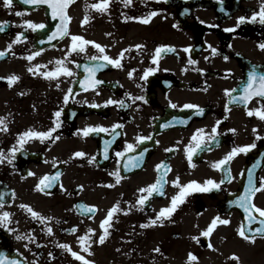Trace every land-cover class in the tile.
<instances>
[{"label": "flooded vegetation", "instance_id": "obj_1", "mask_svg": "<svg viewBox=\"0 0 264 264\" xmlns=\"http://www.w3.org/2000/svg\"><path fill=\"white\" fill-rule=\"evenodd\" d=\"M100 2L74 0L68 8L69 35L49 40L61 21L53 17L47 3L13 0L6 8L0 0V22H7L0 32V51L12 45L0 56V117L8 128L0 130V213H11L6 226L0 223V244L8 241L20 264H84L73 251L93 264H264V234L255 232L264 217L253 211L257 219L249 222L244 210L230 203L244 192L249 169L257 187L264 178V120L248 115L244 104L231 102L225 94L235 89L232 95L238 96L250 70L264 71V49L259 47L264 43V23L258 16L251 19L260 11L262 0H109L107 11L86 7ZM195 3L200 5L194 7ZM151 12L156 15L149 16ZM86 13L88 20L82 24ZM239 17H245L244 21L238 23ZM144 18L147 23L142 22ZM26 20L44 27L33 30L23 23ZM18 33L22 38L12 43ZM71 35L99 43L104 53L85 45V51L66 56ZM159 45L175 51L162 53L154 62ZM122 50L126 51L121 67L103 62L105 67L94 74L100 83L81 86L79 81L88 76L84 65L102 63L90 57L117 58ZM33 52L39 54L28 60ZM61 59L73 76L49 79L41 75L58 67L55 61ZM189 59L196 63L189 64ZM36 65L41 67L37 70ZM150 68L154 71L144 77ZM12 75L19 79L10 85ZM109 99L123 103L106 104ZM185 104L198 105L203 112ZM261 104L264 101L253 97L247 109ZM57 111L60 127L53 135L43 141L27 139L21 147L18 134L29 128L54 127ZM113 124L119 127L113 129ZM96 125L108 131L87 136L78 132ZM213 126L216 136L208 140ZM194 134L203 137L204 143L196 148L190 164L186 147H196ZM141 136L149 139L138 140ZM127 144L133 149L117 156ZM245 145L254 147L237 153L226 165L212 166L233 147ZM14 146L18 151L13 156L9 149ZM78 151L85 155L74 156ZM141 152L138 166L125 168L128 158H137ZM161 162L170 168L157 170ZM56 173L60 175L51 188L35 190L42 176ZM111 173H118L119 183ZM158 175L164 177V194L154 193L145 204L137 205L141 195L137 190L154 183ZM177 177L180 185L195 180L203 186L212 179L220 186L188 193L170 216L151 224L180 191L172 183ZM117 202L120 210L113 214L101 244L100 222ZM253 202L264 208V190L254 194ZM80 204L95 206V211L85 213L77 207ZM21 205L52 219L33 218ZM214 217L229 223L218 221L208 236L202 235ZM241 227L254 241L238 234ZM89 228L95 230L89 234L95 242H85L86 252L78 237ZM61 244H68L71 251ZM189 253L197 259L188 260ZM233 254L239 259H232Z\"/></svg>", "mask_w": 264, "mask_h": 264}, {"label": "snow or ice", "instance_id": "obj_2", "mask_svg": "<svg viewBox=\"0 0 264 264\" xmlns=\"http://www.w3.org/2000/svg\"><path fill=\"white\" fill-rule=\"evenodd\" d=\"M4 2V6L6 8H10L11 5L13 4V0H3ZM22 2L24 4H38V3H47L49 5V7H51L52 9V15L53 17H57L59 16L60 18V23L57 25L56 30L52 33V35H50L48 37L49 40H52L56 37H63L66 35H69L68 32V22L70 21L71 17H69L65 11L66 7L68 4H70L71 2H73V0H22ZM128 2L130 3L131 0H128ZM109 5V0H101L100 3H96V4H91V5H87L86 7H91L93 9H97L99 11H107ZM16 15H22L21 12H17ZM156 15L155 12H151L149 14V16H154ZM259 17L260 21L262 23H264V0H262L261 3V7H260V11L258 13H254L253 16L251 17V19H256V17ZM135 19H141V18H135ZM245 17H239L238 18V23L244 21ZM88 20V16L87 13L85 15V18L83 21H81V23H86ZM142 22L147 23L148 19L144 18L142 20ZM6 21L0 22V32H3L5 30L4 25L6 24ZM23 23L25 25H27L28 27L32 28L33 30L38 29V28H43L44 24L40 23V24H36L33 23L32 21H23ZM228 31H231V29H227ZM22 33H18L16 36V39L12 41V43H17L20 41V39L22 38ZM110 35V34H108ZM85 45H93L95 48H97L101 53H104V46L100 45L99 43H96L95 41H91V40H86L84 37L79 36V35H71V44L67 50V52L65 53V55L67 56L69 53H71L72 51H78V52H83L85 51ZM11 43L8 45V49L11 48ZM135 47L140 48L142 47L141 45H135ZM211 47V46H209ZM259 47L264 49V43L259 44ZM8 49H5L4 51H0V56H3L5 51H7ZM189 49L186 47L184 49V51H188ZM124 51L126 50H122L121 53L118 54L117 58H112L106 54L100 55V56H93L90 57V59L93 60H99L102 61V63H97V64H93V65H84V69L85 71L88 73V76L85 77L84 80L79 81V83L81 84L82 87H95L97 84L100 83L99 80H96L94 78V74L97 70L105 67V63L103 62H107L108 64H112L116 67H121V59L123 58V54ZM170 51H175L174 47L169 46V45H159L156 47V49L154 50V55L152 57L153 61L156 62L157 58L165 52H170ZM212 52L215 53L216 50L213 48ZM39 53L37 52H33L31 55H29L27 57L28 60H32L34 56L38 55ZM207 59V57H206ZM55 63L58 65V67L52 69L51 71H45L42 72L41 75H43L45 78H49V79H55L57 77H59L61 74L67 75L69 77L73 76L74 73L73 71L66 67L63 66L64 65V60H56ZM189 64H195L196 61L189 59L188 61ZM41 66L40 65H36L35 68L38 70ZM29 72H33V68H29L28 69ZM154 71V69H148L145 71L144 73V77H146L150 72ZM129 77L132 76V72L128 73ZM142 77V78H144ZM2 79V78H0ZM19 77L16 75H12L10 77H8V81L9 84L11 85V83L13 81L18 80ZM57 87H59V84H57ZM69 91H71V89H69ZM235 89H231V90H225V94L226 95H230V101L231 102H235V103H241L244 104L247 110V114L248 115H253L255 114L256 116H258L261 120H264V104H261V106L259 108H255V109H247V103L253 98V97H259V99L261 101H264V71L258 72L255 70V68H253L252 70H250L247 74V81L244 83L243 87H242V91L241 93L237 96V95H232V93H235ZM68 95L65 94L64 100L65 102H67L68 100ZM136 99H143V97H136ZM106 104H117L120 105L123 102L122 101H113L111 99L107 100L105 102ZM97 107L99 105H96ZM173 107H176V105H172ZM185 108H196L199 112H203V109L199 108L198 105H192V104H185L184 105ZM225 110H228V105H225ZM60 112L57 111L54 113V116L57 118L54 121V127L49 128L46 131H37L34 130L32 128H29L27 130H25L24 132L18 134V143L21 145V147L23 146V143H25L27 141V139H33V138H38L41 141L51 137L53 135V133L55 132L56 128L60 127V123H59V116H60ZM184 121H181V123H183ZM217 124L220 123V121L216 122ZM0 130L2 131H7V124L5 123V120L3 117H0ZM119 127V125L113 124L112 128L115 129ZM107 132L108 129L101 126V125H96V126H86L85 128H83L82 130H78V132H82L83 135L87 136L90 132ZM197 133H202L203 129H197L196 130ZM234 131V130H233ZM255 131V129H254ZM216 136V127L213 126L212 128V135H209L207 137L208 140H213ZM56 139H58V137H56ZM138 140H144V139H149V137H138ZM193 141H196V147H186V153L188 155L189 158V162L191 164V157L192 154L196 151V148H199L201 144L204 143V138L203 137H198L196 134L193 135L192 137ZM107 143L106 142V149H107ZM134 147V145L132 144H127L124 152H117L116 155L117 156H123L125 154V152L132 150ZM254 147V145H245L242 147H233L231 149V151H229L228 153H226V155L219 161L214 162L213 163V167H221L223 165H226L227 162L229 160H231L232 157H234L237 153L239 152H246L249 148ZM18 151V149L14 146L13 148L9 149V152L13 154H15V152ZM167 151V150H166ZM85 155L83 152H76L74 153V156H83ZM143 157V152H141L139 154V157L137 158H133V157H129L128 158V162H125V168H129V167H137L138 166V159ZM3 158V152L2 150H0V159ZM107 158V157H106ZM9 162H11V160H9ZM130 162V163H129ZM161 167L165 168V169H169L170 166L167 164H164L163 162H161V164H157L156 168L157 170H159ZM225 171L227 172V168H225ZM29 175H34V173L29 172ZM60 173H56L55 175H49V174H45L44 176H42L39 181L36 183L35 185V190H39V191H44V189L46 188H51L53 183H55L57 181V179L59 178ZM110 175H116L117 176V183H119V175L118 173H111ZM226 178H230L227 177ZM164 177L162 175H158L157 179L154 183L149 184L145 187L139 188L137 191L141 193L140 197L138 198V200L136 201L137 205H143L147 202L148 198L154 194H161L163 195V184H164ZM224 181L221 180L220 183H223ZM174 186H179L180 187V191L174 195L171 198V204L168 207H163L160 209V211L157 213L156 215V219H153L150 221L151 224H155L158 221H162V218H166L168 216H170L176 209V207L178 206V204L183 203L185 196L192 192V191H210L212 188H219L220 184L215 182L212 179H207L204 181L203 186L198 183L195 180L189 181L187 184L184 185H180L179 184V177L176 178V180L172 181ZM111 186V185H109ZM260 190H264V178H261L260 180V184L259 187L256 186L254 179H253V174L251 169H249L248 171V184L245 186L244 192L240 195L237 196V198L233 201H230V203L232 204H236L238 205L240 208H242L244 210V212L247 214V219L249 222H251L252 220L257 219L256 216L252 215L253 211L255 213H259L260 217H264V208H260L258 207L254 202H253V196L256 192L260 191ZM144 193H146L147 195H145ZM13 195H15V193H13ZM3 196V193H0V197ZM21 207H23L27 212H29L31 214V216L33 218H38L39 220L46 221V220H50L52 219L51 217H45L42 216L40 213L36 212L30 205H21ZM77 207L81 208L85 213H92L95 211V206H88V205H83L80 204ZM119 202H117L116 204H114L112 206V208H110L107 212V215L105 216V218L100 222V228L103 229L102 234L99 236V243H103L106 236L108 235V231L107 228L110 227V220L113 216V214L117 211H119ZM11 213L4 211L2 213H0V223L7 224L8 219L10 218ZM219 221V223H223V224H228L229 221L228 220H220L219 217H214L211 221V223L208 225L207 230L202 232V235L204 236H208L214 226L217 224V222ZM260 224L261 227L258 229H255V232L259 233V234H264V219L260 220ZM148 225H141V227H147ZM72 231H76V228L73 227L71 229ZM47 231L49 233L52 232V228L49 226L47 228ZM94 229L89 228L87 230V233H85L84 235H81L78 237V242L81 244V246L83 247L84 251H89V247L85 246V242L86 241H90V242H95L92 241L91 236L89 234L94 233ZM250 231H252L250 229ZM238 234L246 239V240H253L255 239L254 236L250 237L248 235L245 234V231L243 230V227H241L240 229H238ZM193 239H196V237H193ZM60 247L67 249L69 251H71V248L68 244H61L59 245ZM209 247H212L211 244H209ZM154 251H159V248L154 249ZM51 255V253L49 254ZM72 255L78 259V260H83L84 264H93L92 261H88L85 260V258L81 255H79L76 252H72ZM4 254L0 253V257H3ZM232 259H236L238 260L239 258L235 256V254H233V256L231 257ZM197 257L195 255H193L192 253L188 254V260H196ZM7 264H18V262L16 260H8Z\"/></svg>", "mask_w": 264, "mask_h": 264}, {"label": "water", "instance_id": "obj_3", "mask_svg": "<svg viewBox=\"0 0 264 264\" xmlns=\"http://www.w3.org/2000/svg\"><path fill=\"white\" fill-rule=\"evenodd\" d=\"M68 6H69V4L67 5V7L65 9L66 13H67ZM2 244H4V243H2ZM0 253L11 254L13 252L8 249V246L7 245H3L2 247H0ZM3 260H6V259H3ZM10 260H15V259L12 257V258H10Z\"/></svg>", "mask_w": 264, "mask_h": 264}]
</instances>
